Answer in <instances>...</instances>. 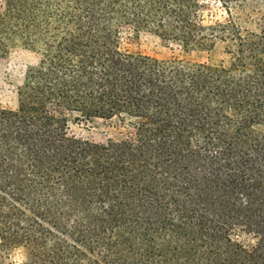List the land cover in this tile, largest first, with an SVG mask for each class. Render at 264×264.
Here are the masks:
<instances>
[{"label":"trees","instance_id":"16d2710c","mask_svg":"<svg viewBox=\"0 0 264 264\" xmlns=\"http://www.w3.org/2000/svg\"><path fill=\"white\" fill-rule=\"evenodd\" d=\"M204 1L3 0L0 49L38 62L0 109V264H264V0L214 25ZM125 29L229 62L132 55ZM74 115L128 132L75 139Z\"/></svg>","mask_w":264,"mask_h":264},{"label":"rangeland","instance_id":"374dc122","mask_svg":"<svg viewBox=\"0 0 264 264\" xmlns=\"http://www.w3.org/2000/svg\"><path fill=\"white\" fill-rule=\"evenodd\" d=\"M3 0H0V11ZM256 6L244 3L233 16L245 19L254 13ZM201 13L205 24H222L227 20V14L217 0H206L202 3ZM121 49L132 55H141L158 60L180 59L193 63L210 65H227L228 56L224 53L222 45L215 46L211 51H184L173 43H163L151 31L125 29L122 34ZM38 56L20 47L0 49V109L16 110L17 88L22 86L31 69L37 64ZM264 132V127L259 128ZM128 128L118 119L86 120L74 115L68 124L69 136L92 143H106L109 140L119 141ZM10 264H24L23 250L16 249L8 252Z\"/></svg>","mask_w":264,"mask_h":264}]
</instances>
